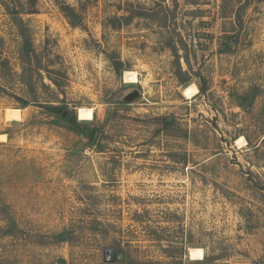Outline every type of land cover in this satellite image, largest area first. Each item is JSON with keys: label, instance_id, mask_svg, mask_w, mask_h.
Returning <instances> with one entry per match:
<instances>
[{"label": "rangeland", "instance_id": "1", "mask_svg": "<svg viewBox=\"0 0 264 264\" xmlns=\"http://www.w3.org/2000/svg\"><path fill=\"white\" fill-rule=\"evenodd\" d=\"M2 204L0 264H264V0H0Z\"/></svg>", "mask_w": 264, "mask_h": 264}, {"label": "trees", "instance_id": "2", "mask_svg": "<svg viewBox=\"0 0 264 264\" xmlns=\"http://www.w3.org/2000/svg\"><path fill=\"white\" fill-rule=\"evenodd\" d=\"M63 12L65 13V15L67 16V18L69 19V22L72 25H78V20H79V16L76 14V12L74 11V9L69 6V5H62L61 6ZM133 14L136 15H141L144 13H141L139 11H132V9L130 10L127 9V12L125 15H122L121 18H123L125 20V24L129 21L130 17L133 16ZM114 19H116V22L118 21V24H121L118 19V17H113ZM73 19H75L73 21ZM115 23H113L114 25ZM115 26V25H114ZM23 37L25 39L24 41V50H28L30 48V43L27 41L26 36L23 34ZM226 48H230L228 46V44H226ZM175 54L176 51H175ZM112 64L113 67L115 68L116 71H121L122 68V62L121 60L117 57V58H113L112 59ZM41 66V65H39ZM46 69V67H41ZM56 86H58L57 81H55L54 79H50ZM184 81V80H183ZM182 82V81H181ZM201 91H204V87H200ZM46 108L51 111L54 114H57L61 119H63L66 123V125L71 129V130H77L79 125L83 122H81L80 120H78L76 118V115L69 111L66 107V105L64 104H50V103H46ZM7 206H5V204H2V206H0V210L1 213L4 214V225L0 226V230L2 231V235H15V228L16 230L18 229V225L17 222L15 221V219L11 216V214L6 210ZM19 230V229H18Z\"/></svg>", "mask_w": 264, "mask_h": 264}, {"label": "bare ground", "instance_id": "3", "mask_svg": "<svg viewBox=\"0 0 264 264\" xmlns=\"http://www.w3.org/2000/svg\"><path fill=\"white\" fill-rule=\"evenodd\" d=\"M124 78L126 81L130 82H137V76L134 71L127 70L124 73ZM184 94L187 96V98H191L195 94V88L193 86H186L184 89ZM78 111V118L81 120H90L93 118V111L90 107H79L77 108ZM19 109L10 108L6 111V117L7 119H18L20 116ZM242 138L237 139L236 141H240ZM239 143V142H238ZM189 255L192 258L200 259L203 257V250L200 247H194L189 250Z\"/></svg>", "mask_w": 264, "mask_h": 264}, {"label": "water", "instance_id": "4", "mask_svg": "<svg viewBox=\"0 0 264 264\" xmlns=\"http://www.w3.org/2000/svg\"><path fill=\"white\" fill-rule=\"evenodd\" d=\"M115 254L116 251L114 248H107L105 249V255H109L111 258L109 259L110 261H114L115 260Z\"/></svg>", "mask_w": 264, "mask_h": 264}]
</instances>
